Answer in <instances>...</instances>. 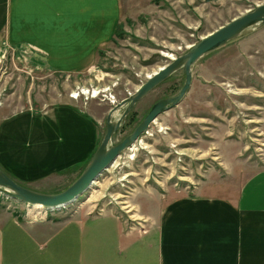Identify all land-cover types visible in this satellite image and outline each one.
Here are the masks:
<instances>
[{
    "label": "rangeland",
    "instance_id": "rangeland-1",
    "mask_svg": "<svg viewBox=\"0 0 264 264\" xmlns=\"http://www.w3.org/2000/svg\"><path fill=\"white\" fill-rule=\"evenodd\" d=\"M263 4L124 0L122 9L113 7L116 15L122 11L123 20L109 44L95 57L89 54L80 71L67 73L51 71L29 45L0 41V120L23 110L43 112L71 104L100 122L101 143L113 107L203 37ZM192 72L191 87L181 102L161 113L76 201L37 210L0 193V209L31 224L54 226L115 211L127 227H144L135 204L144 191L158 192L165 202L192 192L238 194L249 177L264 169V27L204 56ZM184 81L183 72H176L136 104L112 144L130 135L155 103L178 95ZM74 178L33 186L57 193ZM71 223L67 231L81 224ZM111 226V219L93 222L84 226L83 234L95 229L97 246L99 231ZM50 256L59 259L54 245ZM78 264H85L84 259Z\"/></svg>",
    "mask_w": 264,
    "mask_h": 264
},
{
    "label": "crops",
    "instance_id": "crops-1",
    "mask_svg": "<svg viewBox=\"0 0 264 264\" xmlns=\"http://www.w3.org/2000/svg\"><path fill=\"white\" fill-rule=\"evenodd\" d=\"M122 5L124 0H0V41L33 46L53 72L80 71L122 24V11H113ZM99 129V121L71 104L6 115L0 120V168L44 193L33 185L79 176L100 144ZM164 202L152 191L136 200L145 228L127 227L115 211L54 226L28 223L2 208L0 264H264V169L234 196L192 192ZM105 219L112 226L99 231L94 246L95 229L83 234V228ZM73 221L81 224L67 231ZM52 245L58 260L50 256Z\"/></svg>",
    "mask_w": 264,
    "mask_h": 264
},
{
    "label": "water",
    "instance_id": "water-1",
    "mask_svg": "<svg viewBox=\"0 0 264 264\" xmlns=\"http://www.w3.org/2000/svg\"><path fill=\"white\" fill-rule=\"evenodd\" d=\"M257 27H264V4L203 37L185 54L153 74L133 95L113 107L108 113L106 130L100 145L79 176L63 191L43 193L32 190L16 182L0 168V193L27 206H41L46 209L60 208L73 203L87 191L93 181L111 166L125 149L129 148L149 128V125L161 113L181 102L191 87L193 66L201 58L233 40L249 34ZM179 71H182L185 76L184 85L179 94L155 103L130 135L121 142L112 144V139L135 105ZM118 111H122L121 114H118ZM116 114L118 116H115Z\"/></svg>",
    "mask_w": 264,
    "mask_h": 264
},
{
    "label": "bare ground",
    "instance_id": "bare-ground-1",
    "mask_svg": "<svg viewBox=\"0 0 264 264\" xmlns=\"http://www.w3.org/2000/svg\"><path fill=\"white\" fill-rule=\"evenodd\" d=\"M155 74V73H154ZM150 78V77H149ZM34 208H36L37 210H42V209H44L43 207H41V206H34Z\"/></svg>",
    "mask_w": 264,
    "mask_h": 264
},
{
    "label": "built area",
    "instance_id": "built-area-1",
    "mask_svg": "<svg viewBox=\"0 0 264 264\" xmlns=\"http://www.w3.org/2000/svg\"><path fill=\"white\" fill-rule=\"evenodd\" d=\"M31 47H33V46H30V45H29V48H31ZM33 51L35 52V49H34V48H33Z\"/></svg>",
    "mask_w": 264,
    "mask_h": 264
}]
</instances>
